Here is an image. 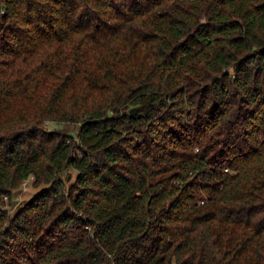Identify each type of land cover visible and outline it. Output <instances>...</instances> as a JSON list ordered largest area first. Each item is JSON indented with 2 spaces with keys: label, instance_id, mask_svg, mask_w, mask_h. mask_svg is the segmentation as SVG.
<instances>
[{
  "label": "trees",
  "instance_id": "1",
  "mask_svg": "<svg viewBox=\"0 0 264 264\" xmlns=\"http://www.w3.org/2000/svg\"><path fill=\"white\" fill-rule=\"evenodd\" d=\"M0 264H264V0H0Z\"/></svg>",
  "mask_w": 264,
  "mask_h": 264
},
{
  "label": "rangeland",
  "instance_id": "2",
  "mask_svg": "<svg viewBox=\"0 0 264 264\" xmlns=\"http://www.w3.org/2000/svg\"><path fill=\"white\" fill-rule=\"evenodd\" d=\"M48 127L50 129H57L60 131H65L67 128L73 129V125L69 124H62L58 122L49 121ZM32 177L30 179H27V181H24L23 184L14 191L11 200L9 197H5V205L7 208H9L10 211H13L16 209L19 204H21L23 201L31 198L35 192H37V189L32 185Z\"/></svg>",
  "mask_w": 264,
  "mask_h": 264
},
{
  "label": "water",
  "instance_id": "3",
  "mask_svg": "<svg viewBox=\"0 0 264 264\" xmlns=\"http://www.w3.org/2000/svg\"><path fill=\"white\" fill-rule=\"evenodd\" d=\"M136 111H137V108H133V109L131 110V113L134 115V114L136 113Z\"/></svg>",
  "mask_w": 264,
  "mask_h": 264
},
{
  "label": "built area",
  "instance_id": "4",
  "mask_svg": "<svg viewBox=\"0 0 264 264\" xmlns=\"http://www.w3.org/2000/svg\"><path fill=\"white\" fill-rule=\"evenodd\" d=\"M27 181V180H26Z\"/></svg>",
  "mask_w": 264,
  "mask_h": 264
}]
</instances>
